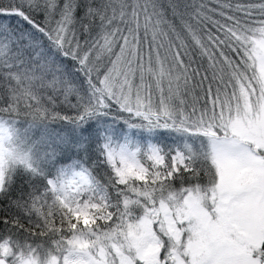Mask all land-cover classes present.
Here are the masks:
<instances>
[{
    "label": "snow or ice",
    "instance_id": "obj_1",
    "mask_svg": "<svg viewBox=\"0 0 264 264\" xmlns=\"http://www.w3.org/2000/svg\"><path fill=\"white\" fill-rule=\"evenodd\" d=\"M0 264H264V0H0Z\"/></svg>",
    "mask_w": 264,
    "mask_h": 264
}]
</instances>
